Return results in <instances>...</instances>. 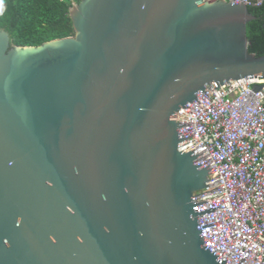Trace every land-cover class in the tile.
<instances>
[{"label":"water","instance_id":"water-1","mask_svg":"<svg viewBox=\"0 0 264 264\" xmlns=\"http://www.w3.org/2000/svg\"><path fill=\"white\" fill-rule=\"evenodd\" d=\"M69 16L73 34L38 45L0 28V264H226L204 246L208 168L178 150L175 115L264 77L255 16L225 0H80Z\"/></svg>","mask_w":264,"mask_h":264},{"label":"built area","instance_id":"built-area-1","mask_svg":"<svg viewBox=\"0 0 264 264\" xmlns=\"http://www.w3.org/2000/svg\"><path fill=\"white\" fill-rule=\"evenodd\" d=\"M4 6L0 0V14ZM223 83L178 109L175 121L189 124L177 128L186 137L177 148L193 149V163L208 168L206 191L193 195L203 208L215 207L196 216L205 248L226 264H264V77Z\"/></svg>","mask_w":264,"mask_h":264},{"label":"trees","instance_id":"trees-1","mask_svg":"<svg viewBox=\"0 0 264 264\" xmlns=\"http://www.w3.org/2000/svg\"><path fill=\"white\" fill-rule=\"evenodd\" d=\"M80 0H4L0 28L7 30L11 42L38 45L46 40L73 34L69 16L71 5ZM255 19L247 23L248 50L264 53V0L260 6H249Z\"/></svg>","mask_w":264,"mask_h":264},{"label":"clouds","instance_id":"clouds-1","mask_svg":"<svg viewBox=\"0 0 264 264\" xmlns=\"http://www.w3.org/2000/svg\"><path fill=\"white\" fill-rule=\"evenodd\" d=\"M247 6V5H246ZM249 7V6H248Z\"/></svg>","mask_w":264,"mask_h":264}]
</instances>
